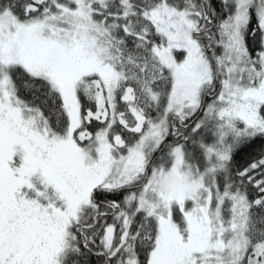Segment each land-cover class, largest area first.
Returning <instances> with one entry per match:
<instances>
[{
	"label": "snow or ice",
	"instance_id": "snow-or-ice-1",
	"mask_svg": "<svg viewBox=\"0 0 264 264\" xmlns=\"http://www.w3.org/2000/svg\"><path fill=\"white\" fill-rule=\"evenodd\" d=\"M0 264H264V0H0Z\"/></svg>",
	"mask_w": 264,
	"mask_h": 264
}]
</instances>
